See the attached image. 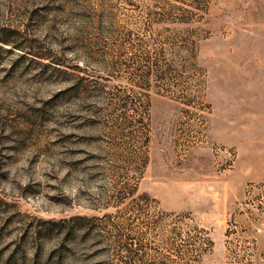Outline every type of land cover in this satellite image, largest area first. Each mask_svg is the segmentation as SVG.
<instances>
[{"label":"rangeland","instance_id":"obj_1","mask_svg":"<svg viewBox=\"0 0 264 264\" xmlns=\"http://www.w3.org/2000/svg\"><path fill=\"white\" fill-rule=\"evenodd\" d=\"M0 264H264V0H0Z\"/></svg>","mask_w":264,"mask_h":264}]
</instances>
